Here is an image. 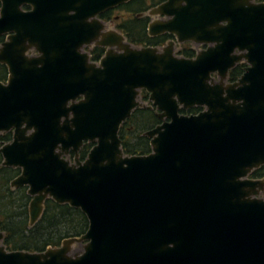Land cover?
Wrapping results in <instances>:
<instances>
[{
	"label": "water",
	"instance_id": "1",
	"mask_svg": "<svg viewBox=\"0 0 264 264\" xmlns=\"http://www.w3.org/2000/svg\"><path fill=\"white\" fill-rule=\"evenodd\" d=\"M128 1L0 0V134L13 133L1 165L21 170L10 186L27 188L30 226L47 199L88 220L43 252L8 251L0 231V264H264V178L250 177L264 166V3L165 0L147 12L161 17L149 36L175 39L159 48L99 18ZM185 42L206 48L175 55ZM136 108L162 122L144 133L151 152L129 156L118 132Z\"/></svg>",
	"mask_w": 264,
	"mask_h": 264
},
{
	"label": "trees",
	"instance_id": "2",
	"mask_svg": "<svg viewBox=\"0 0 264 264\" xmlns=\"http://www.w3.org/2000/svg\"><path fill=\"white\" fill-rule=\"evenodd\" d=\"M160 0H130L116 8L108 9L99 15V18L111 22L118 32L123 34L127 41L136 47L164 45L167 36L149 37V17H140L151 6L158 4ZM0 37V45L4 42ZM105 50L95 48L91 53V60H100ZM178 54L184 58H192L195 51L190 46H182ZM246 65L237 64L228 73V82H236L242 75ZM8 71L6 66L0 64V82H5ZM140 99L150 105L148 94L142 91ZM200 108L182 110L183 114H196ZM160 121L155 111L150 108H136L131 116L120 126L118 136L121 147L126 155H147L151 152L150 141L144 133L156 127ZM8 136H0V140L7 141ZM92 144L84 143L79 151V158L84 161ZM73 157V153L71 152ZM0 155V231L4 233L3 245L8 251L43 252L48 247H58L67 238L80 237L88 229V220L85 215L76 208L66 204H56L47 199L44 203V211L39 220L33 225L29 224L28 206L30 196L27 188L12 189L11 181L18 176L19 169L1 166ZM251 178H264V166L254 170Z\"/></svg>",
	"mask_w": 264,
	"mask_h": 264
},
{
	"label": "flooded vegetation",
	"instance_id": "3",
	"mask_svg": "<svg viewBox=\"0 0 264 264\" xmlns=\"http://www.w3.org/2000/svg\"><path fill=\"white\" fill-rule=\"evenodd\" d=\"M165 0H160V2L158 3V4H156V5H154V6H151L146 12H144V13H142V14H139L138 16H140V17H149V19H150V21H149V24H150V22L153 20V19H161V17H156V18H154V17H150L149 15H147V12L150 10V9H152L153 7H156L157 5H159V4H161V3H163ZM254 2H257V3H264V0H254ZM23 9L24 10H30V8L28 7V6H23ZM103 21V20H102ZM104 22H106V21H104ZM106 23H111V22H106ZM112 24V23H111ZM148 24V25H149ZM147 29H148V27H147ZM149 36V35H148ZM160 36H167V38H166V40H165V43H164V45H162V46H159V48L160 47H163V46H165L168 42H170V41H174L175 39H174V37L172 36V35H170V34H167V33H165V34H162V35H158V36H149V37H153V38H155V37H160ZM1 37H4V39H5V36H1ZM192 45L193 46H195V48H192ZM176 46H178L179 48H178V51H177V53L175 54V55H178V56H180L179 54H178V52H179V50L181 49V47L182 46H190L194 51H195V55H196V53L199 51V50H202V49H205L206 48V46L205 45H196V44H194V43H191V42H185V43H183V44H181V45H177L176 44ZM176 46H175V48H176ZM95 48H98V46H95V45H90V46H86V47H84L83 48V52H85V53H87L88 55H89V60H90V62H93V63H98V60H96V61H93V60H91V57H92V51L95 49ZM102 48V47H101ZM175 48H174V50H175ZM104 49V48H103ZM105 50V49H104ZM105 53V52H104ZM174 53H175V51H174ZM29 54H31V55H35V52L34 51H31ZM195 55L192 57V58H194L195 57ZM102 58V57H101ZM241 63H244V62H241ZM239 64V63H238ZM245 64V63H244ZM246 65V64H245ZM5 66V65H4ZM247 66V65H246ZM7 68V67H6ZM246 68V67H245ZM244 68V69H245ZM8 71V70H7ZM244 72V71H243ZM243 74V73H242ZM7 77H8V75H7ZM241 77V76H240ZM239 77V78H240ZM6 81H7V79H6ZM5 81V82H6ZM5 82H3V83H5ZM227 82H228V77H227ZM228 83H231V82H228ZM142 92V91H141ZM141 92H140V94H141ZM149 97V96H148ZM140 101H141V99H140ZM148 101H149V98H148ZM142 102V101H141ZM143 103V102H142ZM150 103V102H149ZM145 104V103H144ZM146 105V104H145ZM151 105V104H150ZM150 105H147V106H150ZM193 108H200V107H193ZM151 109V108H150ZM191 109V108H190ZM152 110H154L155 111V114H156V109L155 108H152ZM182 110H184V109H180L179 110V113L180 114H183L181 111ZM187 110H189V109H187ZM187 110H184V111H187ZM203 109L202 108H200V110H198V112L197 113H199L200 111H202ZM196 113V114H197ZM184 115H188V114H184ZM189 115H191V114H189ZM159 120V119H158ZM160 121V123L162 122L161 120H159ZM159 123V124H160ZM8 136V135H10V139L9 140H7V141H2V140H0V147L2 146V145H5V144H8V143H10L11 141H12V138H13V133H12V131H8V132H4V133H1L0 134V136ZM81 149V148H80ZM80 151V150H79ZM71 152L73 153V157L71 156ZM1 155V154H0ZM1 158H2V156H1ZM67 158H68V160H70V162L72 161H74V158H75V154H74V152L73 151H70L69 152V154H68V156H67ZM78 159L80 160V158H79V152H78ZM2 161H3V158H2ZM81 161V160H80ZM1 164H2V162H1ZM2 166V165H1ZM13 169H19V168H13ZM21 173V170L19 169V174ZM18 174V175H19ZM18 177V176H17ZM16 178V177H15ZM12 182V181H11ZM11 187V186H10ZM13 189V188H12ZM15 189H19V188H15Z\"/></svg>",
	"mask_w": 264,
	"mask_h": 264
},
{
	"label": "rangeland",
	"instance_id": "4",
	"mask_svg": "<svg viewBox=\"0 0 264 264\" xmlns=\"http://www.w3.org/2000/svg\"><path fill=\"white\" fill-rule=\"evenodd\" d=\"M107 25V29H109V30H111V29H114V26H113V24H111V23H106ZM178 46H176V48H175V54L177 53V51H178ZM192 48H195V46H193L192 45ZM72 162V161H71ZM259 198H262V199H264V193H260V195H259ZM82 245L83 244H80V245H75V247H74V249L72 250V252H71V254H74V253H80L81 251H82Z\"/></svg>",
	"mask_w": 264,
	"mask_h": 264
}]
</instances>
